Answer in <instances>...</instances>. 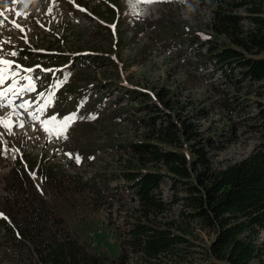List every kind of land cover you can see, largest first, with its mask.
<instances>
[{"label": "rangeland", "instance_id": "obj_1", "mask_svg": "<svg viewBox=\"0 0 264 264\" xmlns=\"http://www.w3.org/2000/svg\"><path fill=\"white\" fill-rule=\"evenodd\" d=\"M13 3L11 0L10 7L6 4V9L9 7L11 11L7 9L3 13L9 16L0 17L4 20L0 40L11 38L10 43L2 45L4 51L18 52V56L8 57L26 65L40 62L51 70L59 66L54 81L52 74L45 77L35 70L30 75L38 77L34 80L35 90L14 99V104L32 102L29 110L33 112L46 102L47 107L38 114L37 121L20 110L19 119L24 127H13L11 136L0 127L7 148L18 149L5 154L4 145L0 144V213L9 215L13 225L25 222L37 211L44 227L52 224L56 238L70 242L77 239L88 252L110 258L119 254L125 213L135 203L118 173L129 167L156 168L149 163L140 165L137 156L129 150V143L148 137L153 127L140 121L151 112L133 109L138 107L140 99H133L128 87L144 90L165 111L163 97L156 95L160 87L169 88L181 99H190L196 107L206 105L208 115L195 114L192 120L203 135L219 132L218 141L209 151L215 164L224 165L242 158L261 140L260 132L249 126L250 120L245 116L258 107L252 101L254 94L247 96L250 104L242 106L244 110L228 112L222 105L224 101H234L232 94L244 96L243 89L248 87L240 90L212 87V82H206L204 76L209 69L198 72L192 67L196 53L192 56L184 53L191 45L184 38L193 34L204 38L208 34L209 16L205 9L197 10L179 0L151 3L16 0ZM21 7L23 11L15 10L14 15L24 31L13 28L10 22L14 18L13 8ZM34 48L50 52L37 55ZM82 53L81 65L75 55ZM69 58L74 60L69 62ZM8 81L0 87L11 83ZM259 100L264 102V91ZM188 107L185 105L186 110ZM73 114L75 119L69 121L66 131L60 125L41 126V122L52 117L60 121ZM168 114L175 117L172 111ZM0 115L7 112L0 109ZM186 148L184 144L182 149L187 151ZM24 167L29 168L31 182ZM169 185L167 178L160 185L166 199L171 195ZM172 208L176 210L177 205ZM2 226L0 264L4 261L21 264L27 247L14 243L7 235L12 230L6 228L5 232ZM196 232L203 241L207 240L205 232L198 228ZM261 236L264 238V230Z\"/></svg>", "mask_w": 264, "mask_h": 264}, {"label": "trees", "instance_id": "obj_2", "mask_svg": "<svg viewBox=\"0 0 264 264\" xmlns=\"http://www.w3.org/2000/svg\"><path fill=\"white\" fill-rule=\"evenodd\" d=\"M183 1L209 16L207 36L184 38L191 42L184 53H196L192 67L209 69L204 76L212 87H248L244 96L232 94L234 101L222 105L228 112L244 110L250 104L247 96L254 94L258 107L245 116L261 140L242 158L215 164L209 151L219 132L203 135L192 120L195 114L208 115L206 105L196 107L160 87L156 95L163 97L165 111L144 90L127 88L133 99H140L133 109L151 112L140 121L153 127L151 135L129 143V150L140 165L156 168L129 167L118 173L135 203L125 213L119 254L110 258L88 252L77 239L56 238L52 224L44 227L36 211L17 226L0 219L12 230L7 233L11 240L27 247L21 264H264V102L259 100L264 91V0ZM164 178L170 182L169 199L160 188Z\"/></svg>", "mask_w": 264, "mask_h": 264}, {"label": "snow or ice", "instance_id": "obj_3", "mask_svg": "<svg viewBox=\"0 0 264 264\" xmlns=\"http://www.w3.org/2000/svg\"><path fill=\"white\" fill-rule=\"evenodd\" d=\"M6 0H0V3H5ZM15 2V0H14ZM151 3L155 2V0H137V3ZM139 14V13H138ZM19 16L20 13H17ZM0 17H3V13H0ZM27 18V17H25ZM12 27L18 28L20 31H24L20 24H17L15 21H12ZM4 20L0 19V27H3ZM11 30V29H10ZM25 42H27V37H23ZM11 42V38H8L7 41L0 40V86L5 85L7 80H11V83L7 85V87H0V109L5 110L7 115H0V127L4 128L9 136L13 135L12 128L13 127H24V122L19 119L20 110H23L27 113L28 118L32 121H37L38 114L43 112L44 108L47 107V103L45 102L44 105L38 106L36 110L30 111L29 109L32 107V102L23 101L20 104H14V99L22 97L25 92H32L35 90L34 80L38 79V77H33L28 75V73H32L35 71L34 68H23L21 65L16 64L14 60L6 59L7 56L16 57L18 56V52L13 50L11 52H5L2 45L5 43ZM26 59V58H25ZM15 65V67H13ZM36 67H39L37 65ZM45 72H51V69H43ZM43 99V97H40ZM11 118H15L14 120ZM75 119V115H69L64 117L63 120L57 121L55 117H52L48 121L41 122V126L43 127L45 124H52V125H60L63 131H66V126L68 125L69 121ZM48 131L47 128H45ZM51 135V133H49ZM4 133L0 132V144L4 145L2 151L7 154L8 151L16 152L18 149H11L7 148V141L3 140ZM66 138V137H65ZM71 155V154H68ZM15 158V156L13 157ZM76 162H80L79 156L76 157ZM35 178V174H33ZM0 217H3V214L0 213Z\"/></svg>", "mask_w": 264, "mask_h": 264}, {"label": "bare ground", "instance_id": "obj_4", "mask_svg": "<svg viewBox=\"0 0 264 264\" xmlns=\"http://www.w3.org/2000/svg\"><path fill=\"white\" fill-rule=\"evenodd\" d=\"M8 3L11 4V0H6L5 3H1V5H0V12L1 13L8 12V10L6 9V4L8 5Z\"/></svg>", "mask_w": 264, "mask_h": 264}]
</instances>
